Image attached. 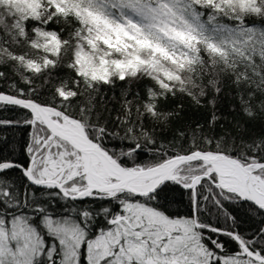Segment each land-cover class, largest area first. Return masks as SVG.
<instances>
[{
    "label": "snow or ice",
    "instance_id": "1",
    "mask_svg": "<svg viewBox=\"0 0 264 264\" xmlns=\"http://www.w3.org/2000/svg\"><path fill=\"white\" fill-rule=\"evenodd\" d=\"M0 264H264V0H0Z\"/></svg>",
    "mask_w": 264,
    "mask_h": 264
},
{
    "label": "trees",
    "instance_id": "2",
    "mask_svg": "<svg viewBox=\"0 0 264 264\" xmlns=\"http://www.w3.org/2000/svg\"><path fill=\"white\" fill-rule=\"evenodd\" d=\"M198 114L194 113L192 110H186L184 113V118L187 119H194Z\"/></svg>",
    "mask_w": 264,
    "mask_h": 264
}]
</instances>
